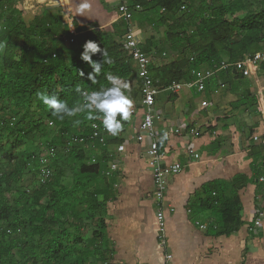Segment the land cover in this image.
Instances as JSON below:
<instances>
[{
  "label": "trees",
  "instance_id": "16d2710c",
  "mask_svg": "<svg viewBox=\"0 0 264 264\" xmlns=\"http://www.w3.org/2000/svg\"><path fill=\"white\" fill-rule=\"evenodd\" d=\"M177 1L126 0L131 6L140 5L133 18L141 28L167 25L164 38L143 44L148 53L159 54L167 46L176 52L168 62L150 67L159 87L188 77L192 69L212 67L222 60L233 63L251 54V49L264 50V0L249 5L248 0H182L184 11ZM64 13L45 10L26 21L15 0H0L4 44L0 48V264H116L107 262L115 249L107 248L106 209L107 202L116 198L117 171L106 174L108 145L115 137L107 132L104 143L90 138V123L102 126L99 120L89 121L79 113L60 121L38 94L56 95L75 107L82 103L77 87L82 91L110 87L109 73L129 84L131 99L136 101L141 85L132 84L134 63L122 43L126 22L116 24L110 33L96 26L80 28ZM89 40L106 49L111 59L102 63L94 83L89 79L91 66L81 59ZM92 59L102 61V56L98 53ZM253 74L256 82L229 69L217 77L232 91H240L233 106L242 104L252 114L261 95L252 89L264 90V61ZM47 118L70 135H48ZM48 147L54 153L42 162L39 153ZM258 147L253 152L257 165L252 180L259 193L264 190V180L259 179L264 175V148ZM48 167L51 175L42 183L41 170ZM27 173L32 175V186L19 190ZM248 181L238 175L229 182L203 185L205 197L194 205L214 217L205 227L207 236H228L239 230L243 221L234 210L241 207L238 190Z\"/></svg>",
  "mask_w": 264,
  "mask_h": 264
},
{
  "label": "crops",
  "instance_id": "0c3cea01",
  "mask_svg": "<svg viewBox=\"0 0 264 264\" xmlns=\"http://www.w3.org/2000/svg\"><path fill=\"white\" fill-rule=\"evenodd\" d=\"M119 1L91 0V8L84 15L77 14L79 0H15V4L22 9L23 18L28 21L45 10H55L65 12L64 18L69 22L74 20L80 28L96 26L111 33L116 24L126 22L128 28L132 24L143 48L145 28L139 26L137 19L132 17L127 21L121 16ZM151 56L152 64H155V57L161 59L159 54V57L155 54ZM133 63L135 72L132 84L139 82L142 91L137 65ZM188 77L173 83L183 84ZM217 77L218 72L208 80L202 94L188 86L174 93L168 85L160 86L156 95L155 108L161 112V118L155 121V126L160 133L162 162H179L183 167L179 173L167 176L162 202H156L153 176L146 162L147 141L139 136L143 116L140 104L142 93L139 100L132 99L130 119L123 122L122 130L113 136L115 140L108 145L110 159L118 162L119 169L115 177L116 198L106 204L109 215L107 230L109 228V236L113 239L115 254L121 255L123 262L160 264L161 261L152 259V256L158 252L153 245L158 236L157 211L161 210L169 235L167 248L173 253L174 264H264V217L260 226L249 229L253 224L251 211L255 207L264 209V202L258 201L257 184L252 180V168L257 165L253 160L254 148L261 146L253 137L257 132L264 134V127L255 122V114L248 110L241 112L238 105L227 102L228 98L237 97L240 91H232V87L223 84ZM204 99L209 101V106L201 105ZM194 131H198L199 135L194 136ZM164 133H167V139L161 143ZM121 144L124 150L119 152L117 147ZM189 149L198 157H194ZM238 175L249 180L238 190L243 224L231 235L207 236L203 233L205 229L198 225H206L204 221L213 220L214 217L197 211L193 206L194 201L205 197L202 188L206 183L229 182ZM259 179L263 181L264 175ZM192 212L200 221L191 220ZM195 222L202 232L192 234ZM155 243L158 245L157 241ZM236 244L239 246L237 250ZM242 245L247 251L239 253ZM229 246L236 250L232 257L224 253H229ZM208 248H213V251Z\"/></svg>",
  "mask_w": 264,
  "mask_h": 264
},
{
  "label": "built area",
  "instance_id": "2783aa9c",
  "mask_svg": "<svg viewBox=\"0 0 264 264\" xmlns=\"http://www.w3.org/2000/svg\"><path fill=\"white\" fill-rule=\"evenodd\" d=\"M140 5L136 4L134 6L129 5L126 0H120L118 3V9L121 16L129 21L133 17V13L139 10ZM70 41H72L70 39ZM122 43L124 47L128 50L130 58L137 65V74L142 82V99L141 108L143 111L142 120L139 124V136L141 139L147 141V151H146V162L148 167L151 169L153 176V186L155 188V198L157 202H162L163 196L167 187V176L179 173L182 170V165L179 162H174L171 164H166L162 162V150L159 148V137L160 133L156 129L155 121L161 118V112L155 108L156 95L160 89L157 80L153 79L150 72V67L152 64V56L150 53L142 48V41L137 33L134 31L132 24L129 25L127 32L123 35ZM264 61V50L256 51L243 58L229 63L226 60H222L212 67H200L195 68L190 71V76L182 84L180 82L172 83L168 88L177 93L183 86H188L194 88L196 93L202 94L205 91L206 84L208 80L216 73L222 70H232L240 73L242 76L251 77L254 72L258 69L261 62ZM209 101L204 99L201 100V105L203 107L209 106ZM95 125V126H93ZM91 126V136L90 138L97 140L100 143H104L106 130L99 125L97 122L90 123ZM192 134L194 136L199 135L198 131H194ZM76 139V138H75ZM79 138V141H82ZM253 140L258 142L264 148V135L254 136ZM119 152L124 150V145L121 144L117 147ZM53 147L42 148L39 153L42 162H47L48 155L54 153ZM189 152L198 157L197 153H192L191 149ZM111 157V154H109ZM118 162L115 160H109L106 174H110L118 170ZM51 175V169L44 168L40 173V182H45ZM252 220L253 224L249 227L250 230H254L256 227L261 225L262 219L264 217V209L255 207L252 210ZM158 220L163 219V213L161 210L157 211ZM198 223V222H197ZM199 226L205 229V225L199 224ZM169 258V256H168Z\"/></svg>",
  "mask_w": 264,
  "mask_h": 264
},
{
  "label": "clouds",
  "instance_id": "9594fccd",
  "mask_svg": "<svg viewBox=\"0 0 264 264\" xmlns=\"http://www.w3.org/2000/svg\"><path fill=\"white\" fill-rule=\"evenodd\" d=\"M90 8L91 0H79L76 11L77 14L84 15ZM3 47V42H0V48ZM83 47L81 59L91 66L93 71L89 73V79L94 83L96 76L101 72L102 63H111V59L108 51L101 49L94 41H86ZM98 53L102 56V61L92 59V56ZM106 79L110 87L93 91H82L77 87L82 103L75 107L69 106L66 101L60 100L56 95L40 93L38 96L60 121L65 120L66 117H75L79 113H84L87 120H99L104 130L116 136L122 130L123 122L128 121L132 115L133 101L129 84L125 80L111 73L107 74ZM75 123L79 124L80 120H76ZM166 139L167 133H164L160 142L163 143Z\"/></svg>",
  "mask_w": 264,
  "mask_h": 264
},
{
  "label": "rangeland",
  "instance_id": "374dc122",
  "mask_svg": "<svg viewBox=\"0 0 264 264\" xmlns=\"http://www.w3.org/2000/svg\"><path fill=\"white\" fill-rule=\"evenodd\" d=\"M252 1H254V2H257V1H262V0H248V1H245L246 2V4L248 3V5L252 2ZM177 6H178V9H179V7H180V5H182L181 6V11H184V9L186 10V4L185 3H183V1L182 0H178L177 1V4H176ZM178 9L176 10V12H178L179 13V15H181V11L179 10L178 11ZM245 9H247V7H245ZM249 9V8H248ZM26 21H28V20H26ZM128 28V27H127ZM167 30V25L166 24H162V25H160L159 27H154V26H152V25H150V24H146L145 25V32H146V37H145V43H146V45H148L149 44V41H151V40H155V38L157 39V38H164V32ZM61 31V30H60ZM126 32H124L123 34H122V36L125 34ZM232 43V41H230V44ZM151 47V46H150ZM152 48V47H151ZM252 51L253 52H256L257 51V49H251V53H252ZM150 54H152L153 55V53L152 52H149ZM159 55H160V58L162 57L163 59H157L156 57H155V64L154 65H157V66H161V64L162 63H166V62H168L169 60H171L175 55H176V52L174 51V50H172V49H169V47L167 46V49L166 48H161L160 49V52H159ZM155 56H158V54H155ZM154 58V57H153ZM190 59H192V57L190 58ZM183 69H184V71H188V68H187V66H183ZM216 79V78H215ZM214 79V80H215ZM251 81H257V79L255 78V75L253 74L252 76H251ZM260 79V78H259ZM212 84H213V82H212ZM228 85V84H227ZM213 86H214V84H213ZM252 91L253 92H255V91H258L259 92V94H261L260 95V98H259V105H258V107H257V112H254V118H255V122H258L261 126H263L264 127V90L262 91V88H259L258 90H255L254 88L252 89ZM214 98V97H213ZM223 100V99H222ZM236 100H238L237 99V97L236 96H234V97H232V99L231 98H228L227 99V102H229V103H231V105H233V103H236L235 101ZM221 102V101H220ZM236 105V104H235ZM238 107H240V111L241 112H245L246 110H248V109H245L244 108V106H242V104H238ZM15 111V110H14ZM14 111L12 110L11 111V114H13L14 116H16L17 114H15L14 113ZM45 125H46V133H48V135H50V136H52V135H55L56 134V136H58V135H65V136H69L70 135V132H64L63 130L64 129H62V127H59V126H56V124L54 123V122H52V121H50V119H46L45 120ZM72 126H75V127H77V125L75 124V123H73L72 124ZM62 130V131H61ZM82 132V130L81 129H77V133H81ZM262 135H264L263 134V132H257V133H255L256 134V136H260L261 134ZM106 134H107V132H106ZM37 178H38V175H37ZM32 175H30L29 173H27V176H26V178H25V180H24V182L22 183V184H20V186L18 187V189L19 190H21V189H23V188H25V186H27V184H30L31 183V181H32ZM66 181V180H65ZM67 182V181H66ZM31 185V184H30ZM30 185H28V186H30ZM27 186V187H28ZM32 186V185H31ZM262 191H264L263 189L258 193L259 194V196L261 197H259V202H264V198H263V196H264V192H262ZM44 198V197H43ZM192 198V197H191ZM194 199L195 198H193L192 200L194 201ZM191 200V199H190ZM240 200V199H239ZM44 201H45V199H44ZM157 202V201H156ZM194 207H195V205H193ZM190 208H191V210H193L194 208L190 205ZM234 212H237V213H239V215H240V217H241V219H242V216H243V213H242V206L240 207V209H239V211H238V209L236 208L235 210H234ZM192 215H191V220L192 221H200L199 220V217L197 216V215H195V214H193V212L191 213ZM251 214H252V211H251ZM194 215H195V217H194ZM198 217V218H197ZM158 219V218H157ZM108 220H109V215L107 216V222H108ZM165 220V219H164ZM164 220H158V222L156 223V228H157V234H158V236L156 235V240L154 241V245H153V247H155L156 246V249H155V251L157 250L158 252L156 253L157 255L156 256H152V259H157L158 261H161L163 264H174V262H173V253H172V251L171 250H169L168 248H167V240L169 239V235H167V231H166V222L164 221ZM213 220H209V221H204L205 222V224L206 225H211L213 222H212ZM205 225V226H206ZM89 226V225H88ZM193 227H192V234H194L195 232H198V231H200V232H202V230L200 229V228H198V226H197V224H196V222H195V224H193L192 225ZM90 228H91V226H89ZM108 227H109V223H108ZM107 232H108V235H109V228H108V230H107ZM110 233H112V232H110ZM169 233H171L172 234V232H170L169 231ZM203 233H205V230L203 231ZM109 242H108V245H107V248H109V249H113L114 247H115V245H113L114 243H113V239H112V237L111 236H109ZM193 238H197V236H193ZM199 238H201V239H203V237H199ZM223 239H226V238H223ZM158 242V245L155 243V242ZM225 243H228V242H226L225 241ZM233 248V249H232ZM239 248V246L236 244V250ZM115 249V248H114ZM246 248H245V245H242L241 246V248H240V250H239V253H243V252H246L247 250H245ZM208 250H210L211 252L213 251V248L212 249H210V248H208ZM236 250L234 251V247L233 246H229V250H228V252L229 253H227V252H225L224 251V253L225 254H228L230 257H232V256H234L235 255V252H236ZM168 256H169V258H171V260L168 258ZM121 255H118V253H116L115 254V252H114V254H113V257H111V258H109L108 260H107V262H111V263H116V264H128L127 262H123V260H121ZM150 259V258H149ZM152 259H150L149 261L150 262H152ZM169 259V260H168ZM91 260H93V259H91ZM161 262H160V264H161ZM154 263V262H153ZM98 264H100L99 262H98ZM138 264H143V263H138Z\"/></svg>",
  "mask_w": 264,
  "mask_h": 264
}]
</instances>
